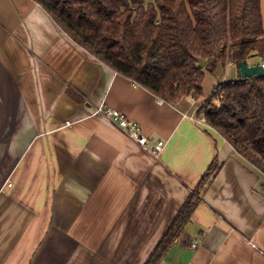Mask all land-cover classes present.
Listing matches in <instances>:
<instances>
[{
    "label": "crops",
    "instance_id": "obj_1",
    "mask_svg": "<svg viewBox=\"0 0 264 264\" xmlns=\"http://www.w3.org/2000/svg\"><path fill=\"white\" fill-rule=\"evenodd\" d=\"M239 78L221 65L203 98L172 105L98 60L37 2L0 0V264H145L191 195V221L159 264H264V174L198 112ZM101 106L164 150L143 151Z\"/></svg>",
    "mask_w": 264,
    "mask_h": 264
},
{
    "label": "trees",
    "instance_id": "obj_2",
    "mask_svg": "<svg viewBox=\"0 0 264 264\" xmlns=\"http://www.w3.org/2000/svg\"><path fill=\"white\" fill-rule=\"evenodd\" d=\"M33 1L98 60L172 105L203 98L206 75L221 65L264 61V0ZM198 112L264 174V74L220 84ZM197 202L187 199L145 264L162 261Z\"/></svg>",
    "mask_w": 264,
    "mask_h": 264
},
{
    "label": "built area",
    "instance_id": "obj_3",
    "mask_svg": "<svg viewBox=\"0 0 264 264\" xmlns=\"http://www.w3.org/2000/svg\"><path fill=\"white\" fill-rule=\"evenodd\" d=\"M228 65L233 64L229 63ZM260 65H262V67L264 68V61H262ZM163 101L161 102L163 103ZM97 114L107 116L113 127L121 130L129 140L135 141L146 153L159 155L164 150L165 143L163 141L157 142L154 145L151 144L149 137H147L141 125H139V123L134 120H130L125 114L121 113L120 111L101 106V108L97 109ZM198 245L199 242H194L192 244V247L197 248Z\"/></svg>",
    "mask_w": 264,
    "mask_h": 264
},
{
    "label": "water",
    "instance_id": "obj_4",
    "mask_svg": "<svg viewBox=\"0 0 264 264\" xmlns=\"http://www.w3.org/2000/svg\"><path fill=\"white\" fill-rule=\"evenodd\" d=\"M204 64L205 63L203 61H200V66L204 67ZM240 71L242 79L252 78L256 75L264 74V68L262 67V65L250 66L245 62L240 63Z\"/></svg>",
    "mask_w": 264,
    "mask_h": 264
}]
</instances>
